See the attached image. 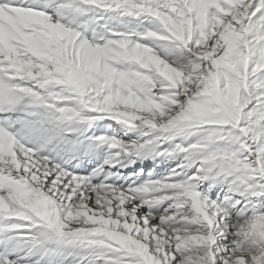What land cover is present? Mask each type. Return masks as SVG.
<instances>
[{
  "label": "snow or ice",
  "instance_id": "snow-or-ice-1",
  "mask_svg": "<svg viewBox=\"0 0 264 264\" xmlns=\"http://www.w3.org/2000/svg\"><path fill=\"white\" fill-rule=\"evenodd\" d=\"M0 264H264V0H0Z\"/></svg>",
  "mask_w": 264,
  "mask_h": 264
},
{
  "label": "bare ground",
  "instance_id": "bare-ground-1",
  "mask_svg": "<svg viewBox=\"0 0 264 264\" xmlns=\"http://www.w3.org/2000/svg\"><path fill=\"white\" fill-rule=\"evenodd\" d=\"M147 163V162H146Z\"/></svg>",
  "mask_w": 264,
  "mask_h": 264
}]
</instances>
